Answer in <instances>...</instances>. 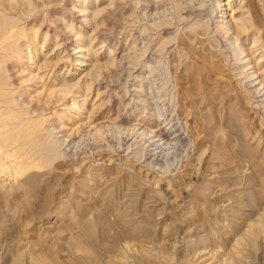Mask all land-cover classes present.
<instances>
[{
  "label": "rangeland",
  "instance_id": "374dc122",
  "mask_svg": "<svg viewBox=\"0 0 264 264\" xmlns=\"http://www.w3.org/2000/svg\"><path fill=\"white\" fill-rule=\"evenodd\" d=\"M0 14V264H264V0Z\"/></svg>",
  "mask_w": 264,
  "mask_h": 264
},
{
  "label": "bare ground",
  "instance_id": "6f19581e",
  "mask_svg": "<svg viewBox=\"0 0 264 264\" xmlns=\"http://www.w3.org/2000/svg\"><path fill=\"white\" fill-rule=\"evenodd\" d=\"M212 2H213V1H212ZM209 6H210V5H209ZM211 11H212V10H211ZM0 15H1V14H0ZM2 15H3V14H2ZM2 15H1V16H2ZM1 16H0V17H1ZM2 17H3V16H2ZM7 17H8V16H7ZM7 17H6V18H7ZM4 18H5V17H4ZM4 18H3V19H4ZM6 18H5V19H6ZM9 18H10V17H9ZM9 18H7V19H9ZM6 22H7V21H6ZM6 22H5V23H6ZM14 22H15V21H14ZM1 23H2V21H1ZM1 23H0V24H1ZM247 23H248V22H247ZM14 24H15V23H14ZM7 25H8V24H7ZM247 25H248V24H247ZM1 26H2V25H1ZM9 26H10V24H9ZM248 26H249V25H248ZM250 26H251V25H250ZM250 26H249V27H250ZM5 27H6V26H5ZM246 28H248V27H246ZM4 30H5V28H4ZM245 30H246V29H245ZM2 32H4V31L2 30ZM233 37H234V36H233ZM234 38H235V39H234ZM234 38H233V39H234V44L236 45V46H235V45L233 44V41H232V45H234V47H235V48L233 47L234 50L239 49L240 51L238 50V52H239V53L241 52L240 54H243L244 51H242V48H240V46L238 45V42H239V41H238V38H237L236 36H235ZM233 39H232V40H233ZM228 41H229V40H228ZM8 45H9V44H8ZM16 45H17V44H16ZM5 48H6V47H5ZM7 49H8V48H7ZM227 51H228V50H227ZM10 52H11V51H10ZM12 53H13V52H12ZM6 55H7V53H6ZM6 55H5V56H6ZM8 57H9V56H8ZM5 58H7V56H6ZM241 60H242V59L238 58V61H241ZM244 67H245V65L241 66V64L237 66V68H239V69H241V70H242ZM0 69H1V68H0ZM2 73H3V71H2ZM0 74H1V73H0ZM255 74H256V73H254V74H252V75H255ZM4 75H5V73H4ZM247 76H248V75H247ZM1 77H3V76H1ZM249 77H250V75H249ZM0 80H2V79H0ZM3 80H5V79H3ZM7 80H9V78H7ZM1 82H2V81H1ZM261 84H262V83H261ZM3 85H4V84H3ZM4 86H5V85H4ZM257 86H258V85H257ZM7 87H8V86H7ZM255 88H258V87L255 86ZM254 92H255V91H254ZM9 93H10V92H9ZM15 93H16V92H15ZM5 94H6V92H5ZM10 94H12V93H10ZM10 94H9V95H10ZM7 96H8V95H7ZM3 97H4V96H3ZM3 97H2V98H3ZM0 98H1V97H0ZM5 98H6V97H5ZM3 100H4V98H3ZM3 100H2V101H3ZM8 100H9V99H8ZM9 101H10V100H9ZM142 101H143V100H142ZM144 101H147V100L145 99ZM261 101H262V100H261ZM12 102H14V101H12ZM0 103H2V102L0 101ZM262 103L264 104V101H262ZM10 104H11V102H10ZM10 106H11V105H10ZM12 108H13V107H12ZM22 109H23V108H22ZM26 109H27V108H26ZM7 110H8V109H7ZM9 110H10V109H9ZM9 110H8V111H9ZM11 110H12V109H11ZM20 110H21V109H20ZM14 111H15V110H14ZM18 111H19V110H18ZM22 111H24V110H22ZM22 111H21V112H22ZM5 112H6V111H5ZM22 114H23V113H22ZM28 114H29V113H28ZM2 115H3V114H2ZM5 115H6V114H5ZM7 115H8V114H7ZM26 115H27V112H26ZM18 116H19V115H18ZM19 117L22 118V115L19 116ZM19 117H18V118H19ZM10 118H11V117H10ZM167 118H168V117H167ZM17 120H18V119H17ZM31 120H33V119H31ZM31 120H30V123H29V124L32 123ZM34 120H35V119H34ZM37 120H38V118H37ZM39 120H40V119H39ZM44 120H45V118H44ZM27 121H28V119H27ZM7 122H8V121H7ZM24 122H25V121H24ZM38 122H39V121H38ZM42 122H44V121H42ZM42 122H41V123H42ZM26 123H27V122H26ZM21 124H22V123H21ZM42 124H43V123H42ZM42 124H41V127H42ZM118 124H119V123H118ZM27 125H28V124H27ZM31 125H32V124H31ZM36 125H37V124H36ZM36 125H34V126L36 127ZM25 126H26V125H25ZM34 126L31 127V128L34 129ZM118 126H120V125H118ZM23 127H24V126H23ZM23 127H22V128H23ZM26 127H29V125L26 126ZM37 127H39V126L37 125ZM37 127H36V128H37ZM120 127H122V126H120ZM20 128H21V127H20ZM31 128H27L28 130H26V131H29V129H30V132H31V131H32ZM39 128H40V127H39ZM16 129H17V128H16ZM25 129H26V128H25ZM37 129H38V128H37ZM17 130L19 131L20 129L18 128ZM17 130H16V131H17ZM35 130H36V129H35ZM40 130H41V129H40ZM142 130H143V129H142ZM146 130H147V129H146ZM16 131H15V132H16ZM18 131H17V133H18ZM22 131H23L24 134H25L26 131H25V130H22ZM149 131H150V130H149ZM19 132H20V131H19ZM164 132H165V131H164ZM27 133H29V132H27ZM31 133H33V132H31ZM37 133H39V132L37 131ZM37 133H36V134H37ZM152 133L154 134V136L157 135V133H155L154 131H151V134H152ZM15 134H16V133H15ZM158 134H159V133H158ZM162 134H163V133H162ZM4 135H5V134H4ZM16 135H17V134H16ZM25 135H27V134H25ZM149 135H150V134H149ZM0 136H1V135H0ZM5 136H7V135H5ZM18 136H19V133H18ZM32 136L34 137L33 134H32ZM41 136H42V135H41ZM154 136H153V137H154ZM12 137H13V136H12ZM19 137H20V136H19ZM19 137H18V138H19ZM159 137H160V136H159ZM159 137L157 136V138H159ZM163 137H164V136H163ZM5 138H7V137H5ZM5 138L3 137V140H4ZM14 138H16V136H14ZM21 138H23V135H22ZM21 138H19V139H21ZM179 138H180V137H179ZM179 138H178V140H179ZM0 139H2V138H0ZM35 139H36V138H35ZM37 139H38V136H37ZM182 139H183V138H182ZM5 140H6V139H5ZM5 140H4V141H5ZM7 140H8V138H7ZM7 140H6V141H7ZM24 140H25V139H24ZM28 140H30V139H28ZM31 140H32V139H31ZM40 140H41V139H40ZM40 140H39V142H37V143H40ZM176 140H177V139H176ZM14 141H15V140H14ZM26 141H27V140H26ZM33 141H34V140H33ZM0 143H2V142H0ZM16 143H18V142L16 141ZM20 143H21V141H20ZM25 143H26V142H25ZM32 143H33V142H32ZM32 143L30 142V144H32ZM11 144H12V143H11ZM11 144H10V145H11ZM13 144H14V142H13ZM26 144H27V143H26ZM177 144H178V143H177ZM5 145H7V144H5ZM10 145H7V146L9 147ZM39 145H40V144H39ZM42 145H43V144H42ZM12 146H13V145H12ZM30 146H31V145H30ZM40 146H41V145H40ZM5 147H6V146H5ZM24 147H25V145H24ZM26 147H28V145H27ZM35 147H36V146H35ZM36 148H37V147H36ZM36 148H35V150H36ZM57 148H58V147H57ZM31 150H32V149H31ZM21 151H23V149H22ZM29 151H30V149H29ZM45 151H48V150L45 149ZM51 151H52V149L50 150V153H53V152H51ZM37 152H39V151H37ZM43 152H44V151H43ZM26 153H27V152H26ZM46 153H47V152H46ZM28 154H29V153H28ZM45 157H46V156H45ZM49 160H50V159H49ZM46 161H47V159H46ZM50 161H51V160H50Z\"/></svg>",
  "mask_w": 264,
  "mask_h": 264
}]
</instances>
